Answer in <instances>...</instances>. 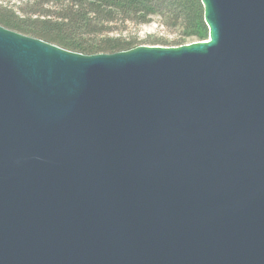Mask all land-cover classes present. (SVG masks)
Instances as JSON below:
<instances>
[{
    "label": "water",
    "instance_id": "obj_1",
    "mask_svg": "<svg viewBox=\"0 0 264 264\" xmlns=\"http://www.w3.org/2000/svg\"><path fill=\"white\" fill-rule=\"evenodd\" d=\"M199 3L177 47L0 26V264H264V0Z\"/></svg>",
    "mask_w": 264,
    "mask_h": 264
},
{
    "label": "trees",
    "instance_id": "obj_2",
    "mask_svg": "<svg viewBox=\"0 0 264 264\" xmlns=\"http://www.w3.org/2000/svg\"><path fill=\"white\" fill-rule=\"evenodd\" d=\"M10 1L22 3L16 7L0 3L1 27L86 56L133 49L135 39L110 36L127 24L144 25L152 16L164 19L166 27L182 30V42L207 39L199 0Z\"/></svg>",
    "mask_w": 264,
    "mask_h": 264
},
{
    "label": "rangeland",
    "instance_id": "obj_3",
    "mask_svg": "<svg viewBox=\"0 0 264 264\" xmlns=\"http://www.w3.org/2000/svg\"><path fill=\"white\" fill-rule=\"evenodd\" d=\"M0 3L8 6H18L22 2L0 0ZM164 19L156 16L149 18L148 22L141 26H133L131 24L125 25V30L118 33L112 34L110 37L121 36L123 39H135L136 46H157V47H177L176 44L187 45L190 43L197 42L194 39H184L181 41V34L183 33L175 25L170 27L165 26ZM178 45V46H182ZM134 47V48H135Z\"/></svg>",
    "mask_w": 264,
    "mask_h": 264
}]
</instances>
